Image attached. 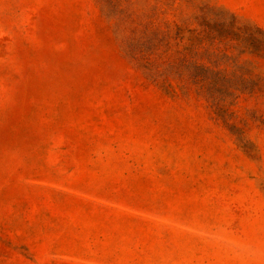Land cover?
<instances>
[{
    "label": "rangeland",
    "instance_id": "1",
    "mask_svg": "<svg viewBox=\"0 0 264 264\" xmlns=\"http://www.w3.org/2000/svg\"><path fill=\"white\" fill-rule=\"evenodd\" d=\"M0 264H264V0H0Z\"/></svg>",
    "mask_w": 264,
    "mask_h": 264
}]
</instances>
